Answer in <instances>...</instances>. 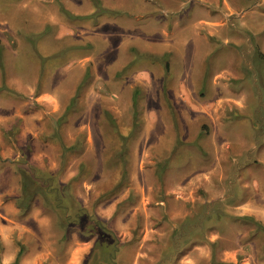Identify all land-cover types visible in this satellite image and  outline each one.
<instances>
[{"label":"rangeland","instance_id":"374dc122","mask_svg":"<svg viewBox=\"0 0 264 264\" xmlns=\"http://www.w3.org/2000/svg\"><path fill=\"white\" fill-rule=\"evenodd\" d=\"M0 264H264V0H0Z\"/></svg>","mask_w":264,"mask_h":264}]
</instances>
